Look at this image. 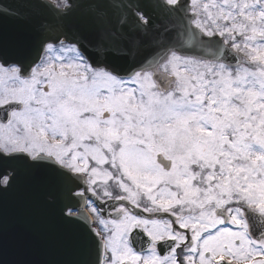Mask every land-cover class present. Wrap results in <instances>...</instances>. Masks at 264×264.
<instances>
[{
	"label": "snow or ice",
	"instance_id": "obj_1",
	"mask_svg": "<svg viewBox=\"0 0 264 264\" xmlns=\"http://www.w3.org/2000/svg\"><path fill=\"white\" fill-rule=\"evenodd\" d=\"M86 6L0 0V264H264V0Z\"/></svg>",
	"mask_w": 264,
	"mask_h": 264
},
{
	"label": "water",
	"instance_id": "obj_2",
	"mask_svg": "<svg viewBox=\"0 0 264 264\" xmlns=\"http://www.w3.org/2000/svg\"><path fill=\"white\" fill-rule=\"evenodd\" d=\"M13 2V0H3V5L8 6ZM91 0H72V3L76 5L73 8V11L69 14V16L64 21V27L69 32L79 29L81 32L85 34L91 35L90 26L87 23L86 14L88 12L87 4L90 3ZM48 23H55V20L52 19L51 14L44 13L37 16L35 19L29 22H20L15 20H9L6 22V28L10 32H29L33 28L40 25H47ZM138 41V46L141 54L144 56L150 57L152 49L155 47V42L153 40V33L149 32L148 34H141L136 37ZM234 57H238L235 53ZM239 58V57H238ZM235 63V60L233 61ZM22 198V193H10L6 198V208L9 216V220H11L17 213L20 207ZM86 216L87 213L84 210V206L80 209ZM28 214L32 221L41 229H43L50 218V212L44 200V197L41 195L38 199L34 200L30 203L28 209ZM78 224L82 227H87L83 220L78 221ZM80 228L76 229H64L63 231L71 237V235L80 231ZM9 258H12L11 252ZM42 259H55L59 258L58 255L52 250H46L41 257Z\"/></svg>",
	"mask_w": 264,
	"mask_h": 264
},
{
	"label": "flooded vegetation",
	"instance_id": "obj_3",
	"mask_svg": "<svg viewBox=\"0 0 264 264\" xmlns=\"http://www.w3.org/2000/svg\"><path fill=\"white\" fill-rule=\"evenodd\" d=\"M88 210H89V212H90V214L92 215V213H91V210H90V208L88 207ZM94 225V227H96V225L95 224H93ZM138 237H136V240L138 241ZM139 243L137 242V244H136V247H137V249H139Z\"/></svg>",
	"mask_w": 264,
	"mask_h": 264
},
{
	"label": "rangeland",
	"instance_id": "obj_4",
	"mask_svg": "<svg viewBox=\"0 0 264 264\" xmlns=\"http://www.w3.org/2000/svg\"><path fill=\"white\" fill-rule=\"evenodd\" d=\"M240 54H242L243 55V60H245L246 59V57L244 56V54L243 53H240ZM113 192H114V194H118V190H116L115 189V187H113Z\"/></svg>",
	"mask_w": 264,
	"mask_h": 264
}]
</instances>
